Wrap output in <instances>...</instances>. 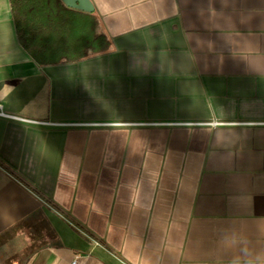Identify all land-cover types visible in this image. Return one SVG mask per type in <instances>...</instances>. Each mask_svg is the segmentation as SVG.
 <instances>
[{
	"label": "crops",
	"instance_id": "crops-1",
	"mask_svg": "<svg viewBox=\"0 0 264 264\" xmlns=\"http://www.w3.org/2000/svg\"><path fill=\"white\" fill-rule=\"evenodd\" d=\"M90 1L40 66L0 0V264H264V0Z\"/></svg>",
	"mask_w": 264,
	"mask_h": 264
},
{
	"label": "trees",
	"instance_id": "trees-1",
	"mask_svg": "<svg viewBox=\"0 0 264 264\" xmlns=\"http://www.w3.org/2000/svg\"><path fill=\"white\" fill-rule=\"evenodd\" d=\"M10 7L19 44L40 66L78 62L111 48L96 17L63 0H10Z\"/></svg>",
	"mask_w": 264,
	"mask_h": 264
},
{
	"label": "water",
	"instance_id": "water-1",
	"mask_svg": "<svg viewBox=\"0 0 264 264\" xmlns=\"http://www.w3.org/2000/svg\"><path fill=\"white\" fill-rule=\"evenodd\" d=\"M63 3L70 9L93 13L94 7L90 0H63Z\"/></svg>",
	"mask_w": 264,
	"mask_h": 264
},
{
	"label": "built area",
	"instance_id": "built-area-1",
	"mask_svg": "<svg viewBox=\"0 0 264 264\" xmlns=\"http://www.w3.org/2000/svg\"><path fill=\"white\" fill-rule=\"evenodd\" d=\"M0 117L9 118V119H15V120H20V121H24V122H27V123H35L32 120H28V119H24V118H21V117H17V116H13V115L7 114L4 111V108H3V106L1 104H0ZM65 125H68V126L69 125L84 126L85 124H81V123H76V124L75 123H70V124H65ZM86 125H88V124H86ZM71 264H79L78 259L74 260Z\"/></svg>",
	"mask_w": 264,
	"mask_h": 264
}]
</instances>
